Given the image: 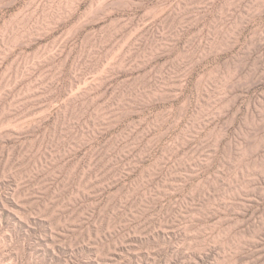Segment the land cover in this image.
<instances>
[{"label": "rangeland", "instance_id": "1", "mask_svg": "<svg viewBox=\"0 0 264 264\" xmlns=\"http://www.w3.org/2000/svg\"><path fill=\"white\" fill-rule=\"evenodd\" d=\"M0 264H264V0H0Z\"/></svg>", "mask_w": 264, "mask_h": 264}]
</instances>
